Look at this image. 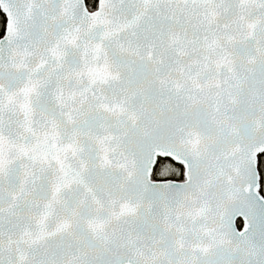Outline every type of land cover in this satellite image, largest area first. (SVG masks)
<instances>
[{"label": "snow or ice", "instance_id": "snow-or-ice-1", "mask_svg": "<svg viewBox=\"0 0 264 264\" xmlns=\"http://www.w3.org/2000/svg\"><path fill=\"white\" fill-rule=\"evenodd\" d=\"M0 264H264V0H0Z\"/></svg>", "mask_w": 264, "mask_h": 264}]
</instances>
